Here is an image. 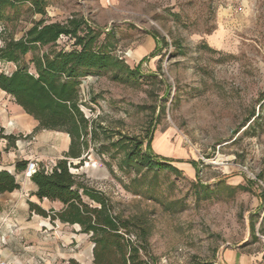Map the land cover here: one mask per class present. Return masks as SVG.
Wrapping results in <instances>:
<instances>
[{"label": "rangeland", "instance_id": "rangeland-1", "mask_svg": "<svg viewBox=\"0 0 264 264\" xmlns=\"http://www.w3.org/2000/svg\"><path fill=\"white\" fill-rule=\"evenodd\" d=\"M46 8L48 22L83 16L102 32L96 46L127 66L83 78L81 107L95 139L69 164L148 226L150 264H191L194 255L264 264V0H47ZM6 14L0 45L41 18L28 1ZM75 40L63 35L49 50L79 48ZM31 57L22 63L33 66ZM16 66L0 62V72ZM2 123L14 137H0V163L35 159L50 171L65 157L68 134L37 128L0 88ZM131 142L173 159L180 172L127 161ZM12 172L21 187L0 194V256L11 264H93L90 235L32 212L30 200L47 210L62 204L33 195L26 170Z\"/></svg>", "mask_w": 264, "mask_h": 264}, {"label": "trees", "instance_id": "trees-1", "mask_svg": "<svg viewBox=\"0 0 264 264\" xmlns=\"http://www.w3.org/2000/svg\"><path fill=\"white\" fill-rule=\"evenodd\" d=\"M27 1L31 3L32 11L40 14L41 18L22 37L2 38L0 62H13L17 66L9 73L0 72V88L38 121L37 128L62 131L70 137L64 158L50 171L37 169L30 175L36 186L33 195L40 200L59 201L62 207L47 210L30 200V210L52 222L59 220L78 224L80 231L89 234L94 243L93 264H150L145 258L152 254L148 226L137 217L124 216L104 191L83 182L69 164L70 158H81L89 147V140L95 139L93 121L81 107L83 78L100 74L114 65L127 66L112 56L106 46H96L102 32L83 16L73 14L65 22H48L45 18L47 0H0V23L8 17V8L16 10L18 4ZM63 35L75 37L79 48L49 50ZM155 37L158 38V35ZM30 53L32 57L28 63L33 66L22 63ZM263 103L264 97L260 107ZM0 137L11 139L14 136L6 134L5 128L0 127ZM151 140L152 136L149 144ZM142 144L131 142L133 147L126 154L127 161L180 172L171 164L173 159L162 158L149 150L143 151L140 149ZM27 163L28 160L16 161V172L25 170ZM20 187L16 173L0 169V194ZM191 264L214 262L194 255Z\"/></svg>", "mask_w": 264, "mask_h": 264}, {"label": "crops", "instance_id": "crops-1", "mask_svg": "<svg viewBox=\"0 0 264 264\" xmlns=\"http://www.w3.org/2000/svg\"><path fill=\"white\" fill-rule=\"evenodd\" d=\"M153 39V38H152ZM154 41H155V39H153ZM140 49V48H139ZM139 51V53H143L142 52V50H138ZM10 117H6V121L4 122V123H7L8 122V119H9ZM2 126L4 127V128H6L7 127V124H3L2 123ZM69 145H70V137H69V135H68V138H66V145H65V148L63 149V151L64 152H66V151H68V149H69ZM0 151H2V150H0ZM62 151V150H61ZM62 151V152H63ZM15 163L16 162H14V163H12V165H6V164H3V162L1 161V163H0V169H9V170H12V169H14L15 170ZM36 190V186H34V190L33 191H35ZM14 192V191H13ZM13 192H9V193H13ZM2 194H4V193H2ZM5 214V213H4ZM4 214H1L0 215V231H1V229H2V227L4 226V224H5V222L7 221V218L6 217H4L5 215ZM8 259V258H7ZM11 262V261H10Z\"/></svg>", "mask_w": 264, "mask_h": 264}, {"label": "built area", "instance_id": "built-area-1", "mask_svg": "<svg viewBox=\"0 0 264 264\" xmlns=\"http://www.w3.org/2000/svg\"><path fill=\"white\" fill-rule=\"evenodd\" d=\"M238 10H242V7L240 6ZM38 169V162L35 159L28 160L27 166H26V172L28 174L34 173ZM0 264H11L10 260L7 258H3L0 256Z\"/></svg>", "mask_w": 264, "mask_h": 264}]
</instances>
